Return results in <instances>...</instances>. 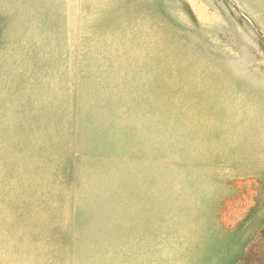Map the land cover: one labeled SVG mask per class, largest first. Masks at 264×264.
Returning a JSON list of instances; mask_svg holds the SVG:
<instances>
[{"label": "rangeland", "instance_id": "rangeland-1", "mask_svg": "<svg viewBox=\"0 0 264 264\" xmlns=\"http://www.w3.org/2000/svg\"><path fill=\"white\" fill-rule=\"evenodd\" d=\"M0 264H264V0H0Z\"/></svg>", "mask_w": 264, "mask_h": 264}]
</instances>
